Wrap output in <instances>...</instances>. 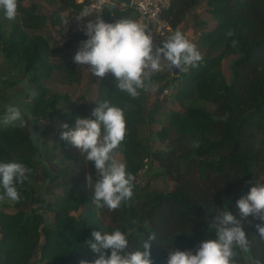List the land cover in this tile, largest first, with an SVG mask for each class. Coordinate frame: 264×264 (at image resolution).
<instances>
[{
	"label": "trees",
	"instance_id": "obj_1",
	"mask_svg": "<svg viewBox=\"0 0 264 264\" xmlns=\"http://www.w3.org/2000/svg\"><path fill=\"white\" fill-rule=\"evenodd\" d=\"M27 1L18 0L15 20L6 21L0 10V56L6 65L2 72L27 80L33 90L29 114L45 124L59 120L70 130L77 117L95 119L91 114L97 103L109 101L124 108L126 136L114 156L122 155L127 172L135 179L132 198L120 208H98L92 203L93 192L82 188L87 184L86 174H72L73 168L55 157L57 149L72 146L70 142L62 139L49 147L43 141L41 150L24 122L6 128L0 125V162L16 161L32 169L29 178L16 185L21 199L0 202V264L92 261L97 256L85 241L92 239L93 231L111 233L115 229L127 235L129 251L142 250L143 241L155 233L150 249L153 264H167L171 249L195 252L202 241L216 238L215 228L209 225L218 210L226 207L239 219L237 200L256 183H264V0H169L161 11L160 17L176 31L188 12L204 3L215 23L198 37L199 45L207 51L198 66H187L171 76L175 86L171 96L187 105L169 112L155 132L162 145L156 149L138 137L139 127L146 121L147 91L139 90L140 96L133 99L116 88L111 73L99 79L95 97L88 103L72 101L68 93L51 92L45 85L55 71L69 77L78 71L69 55L59 61L51 59L50 54L58 49L51 48L42 27L47 21L60 25L62 9L80 14L89 0H56L62 9L48 16L39 14L34 4L26 5ZM102 18L114 23L121 18L134 20L137 14L133 7L106 2ZM229 31L232 36L226 35ZM80 38L87 37L77 33L72 41ZM163 41L156 45L162 46ZM229 55L237 57L227 80L221 62ZM3 73L0 88L13 84L2 79ZM166 76L153 73L151 81L155 85ZM145 159L158 168L152 177H168L171 189H152L148 180H138ZM87 165L94 184V163ZM41 175L47 180L42 187L36 181ZM55 188L61 189V195L53 196ZM44 193L49 198L45 199ZM41 207L52 213L49 223L38 212ZM257 223L264 222L251 216L243 221L249 244L246 249H234L237 264H264V238L255 227Z\"/></svg>",
	"mask_w": 264,
	"mask_h": 264
},
{
	"label": "clouds",
	"instance_id": "obj_2",
	"mask_svg": "<svg viewBox=\"0 0 264 264\" xmlns=\"http://www.w3.org/2000/svg\"><path fill=\"white\" fill-rule=\"evenodd\" d=\"M0 10L7 20H15L18 0H0ZM84 17H89L87 9L77 19ZM65 23L68 24V20ZM84 31L87 39L80 43L73 57L74 62L87 66L91 75L98 78L111 73L115 77L116 88L133 99L140 96L139 90L155 89L151 76L162 70V61L172 69L183 71L185 66L197 67L203 59L196 45L181 31H175L162 42V46L156 45L146 26L131 18L107 23L96 15L94 20H88ZM226 35L232 36L233 33L229 31ZM232 44L236 46L237 41L233 40ZM97 105L91 114L95 119L77 117L72 129L62 131L61 139L77 148L85 162L94 163L95 183L91 175L86 177L93 192L92 203L98 208L107 207L109 211H114L132 198L135 179L127 172L126 164L114 158V151L126 136L125 109L109 101ZM17 121L22 124L21 109L10 104L0 117V125L6 128ZM62 128L68 129L69 126L65 123ZM31 172L32 169L20 162H0V202L6 199L18 202L21 196L16 185L27 180ZM236 203L239 219L226 207L218 210L209 225V228H215L216 238L202 241L195 252L171 249L167 264H237L234 249H246L249 244L243 221L251 216L264 222V183H256ZM255 227L264 238V223H257ZM91 236L92 239L85 244L97 258L81 260L80 264H153L150 249L156 239L155 233L143 241L142 250L138 248L134 251L128 250V237L119 229L111 233L93 231Z\"/></svg>",
	"mask_w": 264,
	"mask_h": 264
},
{
	"label": "rangeland",
	"instance_id": "obj_3",
	"mask_svg": "<svg viewBox=\"0 0 264 264\" xmlns=\"http://www.w3.org/2000/svg\"><path fill=\"white\" fill-rule=\"evenodd\" d=\"M25 4H34L36 6L37 12L45 16H48L49 13L53 10H59L61 7L56 0L51 3L48 0H30ZM88 13L89 17H84L85 25L87 24L89 19L93 20V15L90 13V11H88ZM73 14L75 13L62 9L61 18L63 19L61 21V24L52 26L47 21L42 27L41 32L47 37L51 48L58 49L50 54L51 59L54 61H59L61 56L69 55L70 62L73 64V67L76 71H78V73L75 75V77H69L67 76V73L63 71H55L51 78L45 80V85L51 92L68 93L71 96L72 101L88 103L91 102L95 97L96 86L100 78L92 76L87 66L77 65L73 60V57L77 52L80 43L87 39L80 38L77 41H72L74 36L78 32H74L71 28H68L63 23V20L65 19V15ZM1 17L4 18V16ZM134 20L141 23L138 17ZM214 23L215 21L206 11V5L202 3L197 8L188 12L177 30L181 31L186 36V38L189 39L190 42L196 45L197 50L201 55H204L207 53V51L205 48L199 45L198 37L202 30L212 27ZM174 32L175 31L173 30L166 31L163 35L157 38L153 37L154 44H157L162 40H167ZM236 57V55H229L225 57L221 62L222 72L227 80H229L230 78L232 61ZM5 67L6 65L4 59L2 58V56H0V73H3L2 71L6 69ZM161 67L162 70L155 73H166L167 76L163 81L155 84L154 90L150 89L146 92V99L144 101V114L146 117V121L139 127L138 132L139 139L153 149L162 146L155 139V132L166 121L169 112L172 110H183L187 105V103L181 104L173 99L171 95L175 89V86L172 89V85L174 84L170 82L172 76L171 71L164 61L161 62ZM186 68L187 66H185V69ZM2 79H6V81H12L13 84L9 85L8 87L2 86L0 88L1 117L3 116L8 105H17L20 107L22 112V122L29 126L31 135L39 149L42 150L44 148L43 141H46V145L51 147L58 141L62 140L61 133L62 131H66V129L62 128V125L65 124L63 121L56 120L54 122L45 124L44 121L41 122L30 116L28 107L30 104L31 96L33 94V90L29 86L27 80L19 79V76H17V74L13 72L3 73ZM165 82L168 83V86L163 85ZM159 89H165V91L160 95H157V91ZM204 106L211 108L206 104H204ZM18 122L20 121H17L16 123ZM43 131H45L44 136ZM55 157L56 159L61 158L63 163H68L69 166L73 168L72 174L82 175L85 173V177L88 176L87 162H85L84 157L82 156L80 151L73 145L57 149V151L55 152ZM114 158L119 162H123V157L121 154H116ZM42 160L44 162L43 164L46 166L47 162L43 158ZM157 171L158 168L156 164L149 166L148 160L147 167L144 170H141V172L138 174V180H141L142 182L148 180L152 189L160 191L171 189L173 183L168 177H152ZM36 181L37 185H39L40 187L47 183V180L44 179V176L42 175L39 176ZM82 188L87 189L89 194L92 193V190L88 187V184H84ZM61 193L62 192L60 188L53 189L54 197L61 195ZM43 196L45 199L49 198V195L46 193H44ZM38 212L42 214L45 223H49L52 220V213L49 212L46 208H38ZM37 257L38 256L36 255L35 259Z\"/></svg>",
	"mask_w": 264,
	"mask_h": 264
},
{
	"label": "built area",
	"instance_id": "obj_4",
	"mask_svg": "<svg viewBox=\"0 0 264 264\" xmlns=\"http://www.w3.org/2000/svg\"><path fill=\"white\" fill-rule=\"evenodd\" d=\"M106 2L116 4L119 7H127L124 3H117L115 0H89L87 10L93 15V20L95 19L96 15H100L102 17L103 5ZM168 5L169 0H131V7H133L134 11L136 12L141 24L145 25L152 36L156 38L163 35L166 31H171L167 21L160 17L161 11L168 7ZM77 16L78 14L65 15L63 23L68 28H71L72 31L86 36L84 31L85 20L84 18L77 19ZM65 20H68V24L65 23ZM147 162L148 160L145 159L144 166L141 170H144L147 167Z\"/></svg>",
	"mask_w": 264,
	"mask_h": 264
},
{
	"label": "water",
	"instance_id": "obj_5",
	"mask_svg": "<svg viewBox=\"0 0 264 264\" xmlns=\"http://www.w3.org/2000/svg\"><path fill=\"white\" fill-rule=\"evenodd\" d=\"M117 3H124L127 7H131V0H115ZM169 68V70L171 71V74L173 76H177L181 71H179L178 69H172L169 66H167ZM174 88V85H172V89ZM165 89H159L157 91V95H160L162 92H164Z\"/></svg>",
	"mask_w": 264,
	"mask_h": 264
}]
</instances>
